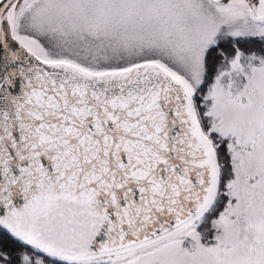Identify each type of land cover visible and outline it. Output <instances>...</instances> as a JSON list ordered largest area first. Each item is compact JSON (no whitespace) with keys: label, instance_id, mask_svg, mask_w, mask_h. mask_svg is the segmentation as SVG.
Segmentation results:
<instances>
[{"label":"snow or ice","instance_id":"obj_1","mask_svg":"<svg viewBox=\"0 0 264 264\" xmlns=\"http://www.w3.org/2000/svg\"><path fill=\"white\" fill-rule=\"evenodd\" d=\"M0 264H264V0H0Z\"/></svg>","mask_w":264,"mask_h":264}]
</instances>
